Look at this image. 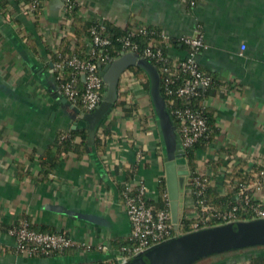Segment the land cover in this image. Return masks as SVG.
<instances>
[{"label": "crops", "instance_id": "obj_1", "mask_svg": "<svg viewBox=\"0 0 264 264\" xmlns=\"http://www.w3.org/2000/svg\"><path fill=\"white\" fill-rule=\"evenodd\" d=\"M75 2L79 16L96 23L156 27L174 40L199 30L207 49L195 61L225 84L205 100L219 129L214 152L231 148L233 154L250 153L264 167V0H198L193 7L184 0ZM23 3L0 0V264L113 261L132 233L118 183L132 172V179L145 185L148 201L161 198L166 153L149 92L135 84L133 103L127 104L134 108L131 115L111 112L97 128L93 145L87 137L82 154H62L56 172L37 177L39 160L59 132L73 126L87 129L78 118L83 111L75 112L62 93L50 58L63 34H72L71 15H65L62 0H48L39 16L25 13ZM168 51L173 58L187 56L182 44L170 45ZM100 129L105 139L99 137ZM17 165L30 169L32 176L19 177ZM188 184L180 196L181 215L191 204ZM257 197H264V187ZM23 219L39 231L64 234L78 248L56 256L14 252L17 243L8 227Z\"/></svg>", "mask_w": 264, "mask_h": 264}, {"label": "built area", "instance_id": "obj_2", "mask_svg": "<svg viewBox=\"0 0 264 264\" xmlns=\"http://www.w3.org/2000/svg\"><path fill=\"white\" fill-rule=\"evenodd\" d=\"M62 1L65 15L70 14L71 7L77 6L75 0ZM38 2L39 0L25 1L22 7L23 11L29 15H34ZM141 32L146 34L147 31L143 28ZM92 34V57H90V60L82 59L78 55L64 58L59 52L60 44L52 50L53 55H56L55 57H57V59H55V57L51 58L53 70L62 93L73 108L79 109L80 111L83 110L85 113L95 111L103 100L105 88L101 75V65L104 64V66H106L115 60L108 56L98 57L97 60L94 59L96 52L106 47L110 42L107 38L101 37L97 30H93ZM163 37L166 41H169L168 36L164 34ZM179 41L187 47L186 61H183L182 58H173L170 55L165 58L162 51L153 44L145 48L142 51V56H140L139 45L132 42L129 36L121 39L123 46L122 55L126 53H135L142 58L149 61L155 60L156 62H165L168 59L172 61V65L168 70L180 67L184 72H188L191 78L187 79L183 86L176 91L170 90L167 82L165 85L168 96L176 95L183 98L188 104L190 100L197 95L198 88H207L211 83V79L198 70V65L195 61L196 56L207 49V45L199 30H197L194 35L183 36ZM69 69L71 70L70 79L62 83L63 74ZM80 83H82V86ZM135 84L144 86L145 79L132 69L124 71L120 76L116 101L132 104L133 98L131 88L135 86ZM79 104L81 109L78 107ZM121 110L122 107L119 105L117 106L115 103L112 113L119 114ZM170 115L175 116L179 122L178 126H176L177 136L181 151L186 155L187 151L207 134L208 126L205 118L200 112L190 108L172 110L170 111ZM98 134L100 138L105 139L102 129L99 130ZM215 142L216 140L206 148L204 155L198 160L197 169L192 173L195 177H193L191 183L195 188L192 189V191L189 190L191 204H189L182 213L186 218H197V220L190 225L191 229L188 232L183 231L179 219L176 224L173 223L170 209L156 210L154 206L148 203L147 190L142 182L135 181L134 179L131 182L125 183L127 192H134V195H131L132 193H126L124 196L125 212L131 223V239L134 241V244L132 247L124 248L120 251L117 262L121 259V264H125L149 248L182 234L205 228L242 222L243 220L239 219V213L241 212L251 217L244 221L264 219V197H257V192L264 187V182H262V180L253 178L249 180L247 184H240V191L233 196L235 201L234 205L227 211L216 210L215 207L206 202L203 193L207 179L216 176V178L222 182H224L225 179L229 180L228 175L232 173L237 160L245 162L244 164L246 166H244L246 171H251L253 166L258 164L254 155L250 153L241 151H236V153L232 155L226 153L223 156V158L226 159L225 163L223 166L219 167L218 173L215 174L212 172L209 165L210 160L216 161L220 158V156L214 152ZM261 175H264V170L261 171ZM179 215H181L180 212ZM209 224L216 225L210 226ZM10 235L17 243V253L30 257L40 254L51 256L55 252H62L76 245L73 240L63 234H49L31 230L28 223L25 221L21 222L19 226L13 227L10 230Z\"/></svg>", "mask_w": 264, "mask_h": 264}, {"label": "trees", "instance_id": "obj_3", "mask_svg": "<svg viewBox=\"0 0 264 264\" xmlns=\"http://www.w3.org/2000/svg\"><path fill=\"white\" fill-rule=\"evenodd\" d=\"M22 1V0H21ZM28 1V0H23ZM48 0H39L38 6L36 9V13L38 16L41 14L42 7L44 3H46ZM185 3H187L188 6H195L198 3V0H184ZM70 15H71V27H69V32L72 33L71 35L69 33L64 34L62 37V40L60 42L59 52L63 55L64 58L71 57L72 55H78L82 59L90 60L91 51H92V42H93V30H97L99 32V35L103 38H107L109 40V44L101 48V50H98L95 54V60L98 59V57L108 56L111 59H117L119 56L122 55L123 46L121 39L125 37H130L132 42L139 45V54L142 56V51L145 48H148L150 44L156 45L157 48H159L163 56L165 58L169 57V51L168 48L170 45L173 44H182L179 40H174L172 38L169 39V41H166L163 37L164 33L160 28L156 27H145V26H136V27H127L125 29L117 26L116 24L105 21L102 23H96L93 22L87 18L79 16V9L78 6H73L70 9ZM146 29V34L141 32L142 29ZM184 47L187 49V47L184 45ZM56 56V55H55ZM53 55V52L50 50V58L55 57ZM57 59V57H55ZM93 59V60H94ZM183 61H186V57L182 58ZM151 63H153L161 77V92L163 97L166 100L167 103V110L172 111L175 109H186L190 108L194 111L200 112L202 116L205 118L206 124L208 126V132L205 134L204 137H202L191 149H189L186 153V160L188 164V168L190 170L191 175L189 176V184L187 185L188 189L192 191V189L195 188V186L191 183L193 177H195L194 171L197 169V163L199 159V154L204 153L206 148L212 144L215 140L214 138L219 134V129L216 126V120L214 116V111L207 107L205 105V100L210 97L211 95H214L220 87H223L225 84L222 82V80H218L216 77L202 71L199 67L198 70L202 72L204 75L209 77L211 79V83L207 88H198L197 89V95L194 96L190 102L187 104V102L176 95L168 96L165 90L166 82L168 83V87L170 90L176 91L180 87L183 86L184 82L187 79L191 78V75L188 72H184L180 67L172 68L168 70V68L171 67L172 61L166 60L165 62H156L155 60H150ZM102 68H104V64L101 65ZM134 70L139 76L143 77L145 79L144 87L149 92V83L148 78L144 74V72L140 69L136 68H130ZM70 72L71 70H67L63 74L62 83L66 82L68 79H70ZM82 86V83H80ZM117 106L122 107V112L126 113V115H131L134 111V108L132 106H128L125 102H115ZM78 107L81 109L80 104ZM153 110V109H152ZM83 111V110H82ZM154 112V110H153ZM171 119L173 123L178 126V120L175 118V116L171 115ZM106 133H110L109 128L105 129ZM88 137L87 131H80L78 129L75 130H67V131H61L59 132L58 139L56 143L54 144L53 148L49 150L45 156L41 157L39 160L40 168L38 171V175H36L39 178H48L53 172H56L60 162H61V155L69 152L79 151L80 154L84 151V145L86 143ZM77 138H81L82 141L80 143H77ZM98 142L101 144V142L98 140ZM229 155H232L234 152L231 148L225 150L221 148L217 152L219 153V160H210L209 165L212 169V172L215 174L218 173L219 167L223 166L225 163V160L223 158L224 152H226ZM245 162L242 160H237L235 164V168L233 169L232 173L228 175V179H225L224 182L219 181L216 176L210 177L207 179V182L205 183V190L203 193L204 198L206 199V202L215 207L216 210L219 211H227L229 208H231L234 205V199L233 196L240 191V184L248 183L249 180L255 178L258 180H262L264 182V175H261V171L264 170V167L261 165H254L251 171L245 170ZM245 165V166H244ZM17 175L19 177H28L32 176L30 173V169L25 168L24 165H17L16 168ZM132 172H130L124 182L118 183L120 196L123 202H125V194L126 193H132L131 195H134V192H127L125 189V183L131 182L132 179ZM159 189L161 191V198L158 202H148L150 205L154 206L156 210H162V209H170V203L168 199V193H167V185L166 180L164 177H161L159 180ZM251 217H249L246 213H239V219L240 220H248ZM180 223L183 227L184 232H188L191 227L190 225L197 220V218H186L185 215H179ZM23 221L28 223V226L31 230L37 231V232H44L39 231L35 228L33 223L29 220L23 219ZM21 222H17L13 226L11 225L8 227V232L15 226H19ZM213 223V222H212ZM210 226L216 225V224H209ZM53 234V232H44ZM64 235V234H63ZM134 244V241L131 239V237L126 240L124 243H122L119 246V251H122L124 248L132 247ZM75 247V248H74ZM73 249H77L76 245L71 247ZM71 248L65 249L62 252H55L53 255H59L67 252ZM264 246L260 247H252L248 249L238 250V251H231L226 252L214 256H210L207 258H204L198 262H195L194 264H199L200 262L204 260H211V264H221V261L226 260L228 257H232L233 254L242 253L244 251H253L251 252L248 261L246 264H264ZM14 252H17V250L14 249ZM242 256V254H240ZM238 255V256H240ZM45 256L43 254H40L38 256ZM238 256H236L238 258ZM98 264H117V258H115L113 261H104L100 262ZM233 264H239V263H233Z\"/></svg>", "mask_w": 264, "mask_h": 264}, {"label": "water", "instance_id": "obj_4", "mask_svg": "<svg viewBox=\"0 0 264 264\" xmlns=\"http://www.w3.org/2000/svg\"><path fill=\"white\" fill-rule=\"evenodd\" d=\"M130 68L142 70L148 78L149 95L166 153L165 179L170 213L173 223L176 224L180 208L179 171L187 169L189 174V170L185 153L178 149L177 128L167 110V103L161 92V77L156 66L135 53L121 55L101 69L105 89L100 106L93 112L81 113L78 118L86 122L88 143L93 145L97 128L114 109L120 76ZM74 111L78 112L75 108ZM76 127L73 126V129ZM260 246H264V219H255L179 235L149 248L125 264H194L210 256ZM118 263L121 264V259Z\"/></svg>", "mask_w": 264, "mask_h": 264}, {"label": "rangeland", "instance_id": "obj_5", "mask_svg": "<svg viewBox=\"0 0 264 264\" xmlns=\"http://www.w3.org/2000/svg\"><path fill=\"white\" fill-rule=\"evenodd\" d=\"M178 149L181 150L180 145H179ZM179 172H180V174L178 176V180H179V188H180V193H181L180 196H182V194L185 190L186 183H188V181H189V176L187 173V169H181ZM234 256L235 255H233L232 257H234ZM236 256H238V254H236ZM232 257H230V258L228 257L226 260L221 261V264H233L235 262L240 263V264H246V262L249 259V255H247L246 253H243L242 256L241 255L238 256V258H240V259H241V257H243L242 260H236L237 257L232 259ZM211 263H212L211 260H204V261L200 262L199 264H211Z\"/></svg>", "mask_w": 264, "mask_h": 264}]
</instances>
